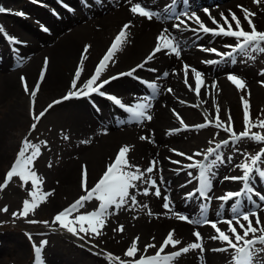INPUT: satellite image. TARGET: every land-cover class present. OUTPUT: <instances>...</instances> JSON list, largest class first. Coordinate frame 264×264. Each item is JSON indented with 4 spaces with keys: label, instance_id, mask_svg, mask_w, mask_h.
I'll return each instance as SVG.
<instances>
[{
    "label": "bare ground",
    "instance_id": "1",
    "mask_svg": "<svg viewBox=\"0 0 264 264\" xmlns=\"http://www.w3.org/2000/svg\"><path fill=\"white\" fill-rule=\"evenodd\" d=\"M66 1L75 8L74 12H78L72 21L68 20L71 14L65 10H62L63 18L58 20L53 17L51 13H55L59 8L54 5L53 0H44L47 5L43 6L46 9L38 14V19L52 27L51 34L45 36L39 32L37 24H28L23 16L16 14L20 13L21 6L32 5L29 0H0V7L12 9V15L9 14V18L0 14V26L4 30L0 33V45L4 48V55L0 59V78L2 80L0 103H7L8 107V111L3 108L4 106L0 108L1 114H6L5 118L0 120V169L11 156L10 150L13 143L10 140L14 138L20 140L27 124L31 122L29 107L32 108V102L29 93H26L22 84L20 82L18 84L16 81L19 74L27 75L28 86L32 90L39 81L45 58L48 57L47 72L44 80L40 83V93L36 95L35 100V112L39 114L50 104L49 98L62 92L67 94L72 90L71 84L78 68V63L74 65V61L80 47L91 45L88 58L84 61V71L77 84L78 88H82L86 82L85 74L92 75L94 73L99 63L97 54L105 45L108 36L118 34L124 24L131 23L132 25L129 29L128 41L124 45L123 51L116 54L115 62L109 65L104 74L113 69L136 68L153 51L161 31L168 29L180 41L182 49L180 58L164 52L158 53L153 60L145 64L144 68L137 69L133 76H124L104 87L109 89L112 95L120 98L123 103L134 105L142 98L153 95L152 90L146 86L144 81L155 83L157 86L166 83L167 88H171L173 91L170 93L165 89L160 94L158 101H151L153 105L149 111L153 117L151 121L145 120L141 124H135L136 121L133 124L127 123L126 118L129 117L127 114L114 107L115 105L98 99L96 93L93 94L92 99L100 104V111L87 105L85 101L87 98H84L83 101H73L75 105L70 107H64L67 103L54 107L57 109L55 115L59 119H73V116L78 118L77 121L80 122V125L77 133L79 135L73 139L71 144L72 162L70 166L55 176H42L43 190L53 192V195L39 208L47 213L60 207V204L71 205L81 195H84L81 189V175L79 178L76 175L77 168H82L83 165L87 166L88 185L91 188L103 174L111 152L118 151L123 145H130L132 146V151L129 154L130 162L139 166L142 171L147 169L153 160L158 162L157 170L147 174L146 178L150 176L157 181L163 196L158 199L153 194H140L144 188H150V185L137 182L139 193L136 190H132V193L136 195L138 203L133 205L129 201L120 209L111 208L109 222L103 229L104 234L100 237L86 235L88 246L96 253L89 254L76 241L73 257L79 258L87 264H119V261L108 258L109 253L119 256L125 261L131 260L132 258L126 257L124 253L136 237L140 238L138 247L143 249L145 245L155 244L160 238L166 237L170 231L175 230L174 238L182 242L177 247L182 248L194 242L193 233L199 231L203 237V252L191 250L176 258L172 264H229L232 252L230 250L214 251V249L224 248L226 245L219 240L212 239L217 233L211 229L210 225L190 224L179 220L176 216V214H181L196 220L201 218L202 213L199 201L188 195V191L196 188L194 181V177L197 175L196 169L186 168L182 173H176L177 165L172 161L179 160L186 165L191 162L184 156H175L173 149H178L189 156L193 155L194 150L208 147L214 140V135L219 132L215 131V134L211 132L209 129L212 126L205 130L174 131L181 125L173 110L175 113H179L186 124L194 126L206 123V115L209 120H214L216 112L213 106L218 104L220 118L224 120L225 112L228 109L235 111L236 87L228 79L230 74L241 75L247 84V93H251V103L261 104V101L257 100L264 97L261 90L264 89L261 83L264 81V74H262L264 73L262 62L264 52H251L246 56L236 53L221 61L215 53L202 49L215 48L218 52L229 51L231 49L226 45H235L237 43L235 38L203 32L197 33L183 27L181 31H177L173 28L175 19H170L171 16L167 14V10L162 8V0H132L133 3H141L160 14V19L153 18L152 20L133 15L130 11L131 5L127 0ZM247 1L192 0L195 6L198 2L221 3L217 8L212 6L208 9L213 17L223 23L220 14L228 15L227 11L231 10L241 18L245 30H250L247 22L243 20V12L237 7L238 5L244 7ZM171 2L172 0H166L164 4L169 5ZM204 9L193 11L186 8L185 11L195 12L208 27L214 28L215 25L206 15ZM255 23L258 30L264 31V14L260 15ZM189 24L191 28L197 27L194 22H189ZM22 35L28 38L29 44L20 39L21 45L16 47L8 41L9 36L21 38ZM49 42L52 43L51 53L45 54L46 51L42 53L37 51L38 43ZM20 58H23L22 62L25 61L27 64L18 71L11 70L12 60ZM205 61H217V63L211 64L205 63ZM184 64H188L190 68L203 74L207 87L201 88L199 96L184 83ZM165 73H167V78L163 77ZM194 78V73L189 71L188 84L193 89L195 88ZM215 82L217 88L213 89L210 86ZM63 109L64 111H61ZM87 123H92L90 130L84 129ZM232 123L234 128H240V122L234 120ZM19 128L21 129L18 131L20 133L13 136L11 132ZM141 136L149 137L150 141L141 140ZM89 137L94 139L93 146H86L83 143ZM235 153L236 151H233L223 157L222 161L216 160L212 166H209L210 190L214 191L218 197L225 189L235 186L237 183L226 179V177L237 176L236 172H241V169L237 167L241 163ZM179 182H186V184L180 186ZM260 188L264 191V186L260 185ZM150 190L154 191V189ZM165 197L173 207V211L170 213H167L163 207ZM218 202L219 199H216L215 203ZM86 205L98 208L97 201L86 203ZM149 211L153 215H148ZM258 212L263 220L264 208H259ZM121 225L124 226L123 233L114 231ZM63 234L65 240L70 238L69 234ZM55 240L56 238L51 237L46 254H44L45 250H42L44 263L53 264L59 260L64 264L60 251L62 246L59 244V239ZM15 242L17 243V254L24 253L27 248L26 244L22 240ZM153 250L154 248H151L147 252Z\"/></svg>",
    "mask_w": 264,
    "mask_h": 264
},
{
    "label": "snow or ice",
    "instance_id": "2",
    "mask_svg": "<svg viewBox=\"0 0 264 264\" xmlns=\"http://www.w3.org/2000/svg\"><path fill=\"white\" fill-rule=\"evenodd\" d=\"M127 2L131 5L130 11L133 15H138L139 17H143L148 20H152L153 18H161L159 13L148 9L141 3H133L132 0H127ZM253 2L256 4H261L264 2V0H253ZM237 7L243 12V20L247 22L248 28L250 30H245L241 18L237 16L235 12L229 10V15L221 13L220 16L223 20V23H221L211 15V12L208 9H204V12L215 25L214 28L208 27L195 12L189 14L187 11L181 12L178 15L174 14V19L176 22L173 24V28L177 31H181L183 27L197 33L203 32L205 34H212L215 36L235 38L237 42L235 45H226V47L231 49L230 52L221 53L215 48L202 49L204 51L215 53L220 57H231L236 53L246 56L251 52H264V31L257 29L256 23L253 19L256 16V13L244 8L242 5H238ZM7 11L8 10L4 9L3 7H0V13H5ZM16 14L21 16L24 15L22 12ZM181 17H183V19ZM189 21L194 22L197 27L191 28ZM233 24H235V27H233ZM131 26V23H126L123 25L121 30L115 36L107 52L96 66L94 73L90 78L87 79L82 88H78L77 84L80 81L81 75L84 71V61L88 58L87 54L91 47V45H86L71 84L72 90H70L67 95L62 97V99L53 101L48 105L47 109L39 112V114H36L35 112V100L36 95L40 90V83L38 82L33 87V89L30 90L27 80L24 77H21L24 91L29 93L32 102L31 115L34 122L30 126L31 131L36 130L37 124L41 118L44 117L48 109H51L54 105L62 103L63 100H68L73 97L89 96L92 93L105 96L106 93L101 91L105 85L109 84L113 80L118 79L119 76H133L137 69L144 68L145 64L153 60V58L158 53L164 52L165 54L175 55L177 58L181 57L182 49L180 41L174 35H172L168 29H163L157 37L156 46L143 63L138 64L136 68H133L129 72L120 73L118 76H112L108 79L101 80L102 75L107 71L109 65L115 62L114 58L116 54L123 51V47L128 41L129 29ZM44 30L47 31L46 28ZM3 31V27L0 26V33ZM8 39L14 43H20V41L16 40L15 37L9 36ZM205 63L215 64L217 61H205ZM47 67L48 60L45 58L44 65L39 76L40 82H42L45 78ZM152 70L155 71V69ZM183 71L184 83L188 85L190 90L195 91L196 95L199 96L201 88L207 87L203 79V74L195 69L190 68L188 64H184ZM189 71L194 73V89L188 84ZM165 75H167V73H165ZM228 79L239 91L244 92L247 90L246 82L240 77L230 74ZM144 83H146L148 88L152 90L153 96L144 97L141 101L136 102L132 106L125 105L120 98L114 95H107V99L112 101L121 109H124L130 113L131 117L136 121H151L153 117L151 114H149V111L153 107L151 103L152 99L156 94H158V86L155 83H149L147 81H144ZM261 83L264 84V81ZM210 87L216 89L217 85L213 83V85ZM167 91L171 93L173 90L168 88ZM247 95L250 97L251 93L248 92ZM241 101L244 110L243 131L237 132L235 130L230 112L228 113L226 121L221 120L220 107L218 104H215L216 114L214 120H209L208 116L206 115V123H201L191 127L203 129L208 126H214L215 128L222 129L224 132L228 133L232 142L250 139L264 145V119H253L251 114L250 99L242 96ZM196 107H199V105H196ZM173 111L177 119L180 121L182 128L185 130L189 129L190 126L184 122L179 113H175V110ZM253 129H260V131H253ZM65 139H67V137H65ZM140 139L149 140V137L141 136ZM83 143H90V141H84ZM228 144L229 140L225 139L219 143H216L215 147H209L206 152H197L190 156L183 152L176 153L177 155L184 156L187 160L191 161V163L185 165L184 167L189 169H198L199 187L196 189V192H199V195L205 199L210 200L208 197V192L210 191V178L208 173L210 168L208 164L204 163V161H208L209 157L212 156H215L216 160L222 161L223 156L218 153V150L222 146H226ZM131 151L132 146L130 145L121 146L114 160L106 165L105 171L91 188H89L88 185V168L86 165H83L81 172V189L85 194L81 195L67 208L60 211L54 217L53 223L58 224L61 228L67 230V232L72 233L73 235L84 233L85 235L100 237L104 234L103 229L106 225L108 215L111 214L109 212L111 208L114 207L115 209H120L129 201H131L133 205L138 203L136 200V195L132 193V190H136L139 193L137 182L150 185V188H144L143 192L140 194H153L156 197H161V190L157 185V181L152 179L150 176L146 178L147 174H151L157 170L158 162L153 160L150 166L142 171L139 166L133 165L130 162L129 154ZM41 154V146L39 144L32 143L27 138H25L22 141V147L19 149L12 166L5 175L4 181L0 183V191H3L5 188H7L14 178H18L21 181V187H28L29 184L31 185L28 191L30 199H25L23 201L22 210L18 213H13L14 216L19 215L26 218L29 214H35L36 209L42 204L46 203L48 198L53 195V192H45L43 190V178L40 177L35 170L36 161L41 156ZM196 156H202L203 160H196ZM172 163L179 164L180 161H172ZM212 163H215V161ZM261 165H264V148H261V150L255 155L247 156L243 163L237 165V167L240 168L243 173L241 176L226 177V179L243 182V188L241 191L228 192L224 196L218 198L225 203L230 200H236V204L231 208V212L234 214L232 219H225L222 221L208 220L206 216L208 204L203 205L201 209L202 218L200 219L192 220L188 216L176 214L179 220L190 224L210 225L217 233V235L213 236L212 239L219 240L226 245L225 248L214 249V251L225 252L230 250L232 252L231 264H264V258H261V254H264V222H262L258 211H242V204L240 200L237 199L247 197V199L252 202L255 208L259 209L261 207L260 204L252 199V195L258 197L259 201L264 202V194L256 192L250 186V180L252 179L254 173H258L260 177H264V169L260 167ZM49 167H51V164H49ZM189 175H191V173H189ZM150 189H154V191H151ZM188 195L193 196L195 195V192L189 193ZM92 201L99 202L97 210L90 212H80V209H83L86 203H90ZM144 207H147V205H144ZM163 207L165 209L171 210L170 202L167 197H165V203L163 204ZM7 210V207L0 209V211L4 212H7ZM148 215H153V213L149 211ZM29 222L38 223V221L35 220H31ZM220 223L227 225V230H223L219 226ZM114 231L123 233L124 226L121 225L119 228L114 229ZM193 235L195 237L194 242L190 243L186 247L179 248L177 251L165 254V249L169 248L170 246L175 249L182 243L181 240L174 238L175 230H172L168 233L154 255H141L139 258H137L138 252L146 253L148 249L157 248V245L150 243L145 245L143 249H140L138 247L140 238L136 237L124 253L126 257L132 258L131 260H122L119 256H113L111 253H109L108 258L110 260L119 261V264H172L176 258L188 253L191 250H200L203 252L204 245L201 233L199 231H195ZM81 238L83 239V237ZM46 244L47 241H42L41 246L34 245L37 264H44L42 259V246Z\"/></svg>",
    "mask_w": 264,
    "mask_h": 264
},
{
    "label": "rangeland",
    "instance_id": "3",
    "mask_svg": "<svg viewBox=\"0 0 264 264\" xmlns=\"http://www.w3.org/2000/svg\"><path fill=\"white\" fill-rule=\"evenodd\" d=\"M23 9L24 6H21L20 11H22ZM261 9H264L263 5ZM24 12L25 13L30 12L28 16H31L34 21L42 23V21L38 19V14L41 12L39 8L28 6V9L24 10ZM24 38L28 40V38L26 37ZM106 46L107 44L104 45V48L100 52H98V55H100L103 52ZM38 47H39L38 48L39 51L41 52L46 51L51 53L52 48L49 44L46 45V44L38 43ZM79 52H80V48L78 50V54ZM78 54L74 61V65L76 63ZM124 70L111 71L106 76ZM86 77L87 75L85 74V80ZM16 81L19 84L18 76L16 78ZM0 88H2L1 78H0ZM64 94L65 93L63 92L58 93L55 96L49 98V101L53 102L54 100L62 97ZM241 96H244L245 98L248 99L249 97L245 92H242L239 95V97H237L236 95L235 112L240 117L242 123L244 124V110H243V106L241 107L242 105ZM6 104L7 103L5 104L0 103V108L4 106L3 108L6 111H8V107L6 106ZM41 106L44 105L41 104ZM260 106H262L261 110H260ZM260 106L257 105L255 108H251L254 118L259 117L260 119L262 116H264V99L262 104H260ZM61 111H64V109ZM56 112H57L56 108L52 109L43 118L40 128H38V130L35 131L29 139L30 142L39 144L41 146L42 154L38 158L35 164V170L40 177L44 175L55 176L56 174H58L63 170H66L70 166L72 162L71 144L73 139L79 135L77 133L78 127L80 125V122L77 121L78 118L76 116H73L74 117L73 119L71 118L59 119L55 115ZM5 115L1 114L0 111V120H3L5 118ZM85 128H87V124L85 125ZM205 128H203V130H205ZM18 131H21V129L19 128L18 130H13L11 134L13 136H17V134H19ZM253 131H260V129H253ZM65 137H67V139H65ZM217 140H218V136L214 138V141H212V143H215ZM10 141L13 143L12 148L10 150L11 156L8 159L7 163L3 165L0 169V183L3 182V174L7 169V167L9 166V163L18 146V138L11 139ZM89 141L90 143H86L88 146L89 144L93 143V141H91V138L89 139ZM253 144L256 145L257 142L248 139L246 143H244V141L239 142L236 145L235 150L244 153L249 151V149L252 147ZM261 148H262L261 145L253 146V150H254L253 155L258 153L261 150ZM175 151H177V149ZM115 152L116 151L111 152L108 162L111 160V158H113ZM49 164H51V167H49ZM81 172H82V168L78 167L76 171L77 178H79ZM30 187H31L30 184L28 185V187H21V181L17 178L11 184H9L7 188H5L3 191H0V209H4L5 207H7L8 209L7 212L0 211V244H1L0 264H33V259L34 256L36 255L34 245L41 246L42 241H47V244L42 246V248H44L45 250L44 254H46V248H48L51 237L56 238V240L59 239V244L62 246L60 247L61 259L64 260V264H87L84 263V261H81L79 258H76L79 259L76 260L73 257L75 251L74 243L76 241L78 245L82 249H86L89 254L96 253L93 252V249L88 246L86 235L85 234L73 235L72 233L67 232V230L61 228L58 224L53 223L54 217L56 216L55 213L64 206H66L67 203L60 204V207L47 213L39 208L35 211V214H29L28 217L26 218L19 215L17 216L13 215V213L20 212L22 210L23 201L25 199H29L27 196V191L30 189ZM90 211L92 210L90 206L87 205L85 206V209H83L82 212H90ZM31 220L38 221V223H30L29 221ZM63 233L69 234L70 238L68 240H65V235ZM81 237H83V239ZM14 240L15 241L22 240V242L26 244L25 247L27 248L24 251V253L17 254V249H16L17 243ZM140 254H137V257ZM53 264H62V263L58 260L56 263Z\"/></svg>",
    "mask_w": 264,
    "mask_h": 264
}]
</instances>
